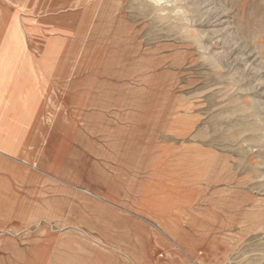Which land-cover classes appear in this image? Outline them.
I'll return each mask as SVG.
<instances>
[{
	"label": "rangeland",
	"instance_id": "obj_1",
	"mask_svg": "<svg viewBox=\"0 0 264 264\" xmlns=\"http://www.w3.org/2000/svg\"><path fill=\"white\" fill-rule=\"evenodd\" d=\"M51 1L59 196L137 209L156 264H264V0Z\"/></svg>",
	"mask_w": 264,
	"mask_h": 264
},
{
	"label": "crops",
	"instance_id": "obj_2",
	"mask_svg": "<svg viewBox=\"0 0 264 264\" xmlns=\"http://www.w3.org/2000/svg\"><path fill=\"white\" fill-rule=\"evenodd\" d=\"M40 1L0 0V264H156V234L133 236L139 225L155 229L137 209L98 205L97 199L116 204L115 198L89 188L83 190L88 206H76L72 192L70 201L59 196L65 168L53 113L59 80L68 73L53 33L44 30L53 18H37L46 10ZM81 100L83 107L85 94ZM124 219L130 221L125 226Z\"/></svg>",
	"mask_w": 264,
	"mask_h": 264
}]
</instances>
